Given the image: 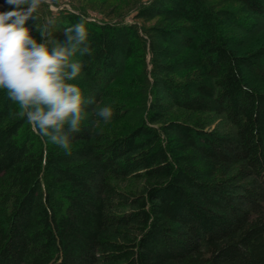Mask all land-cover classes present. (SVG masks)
Masks as SVG:
<instances>
[{"label": "trees", "instance_id": "trees-1", "mask_svg": "<svg viewBox=\"0 0 264 264\" xmlns=\"http://www.w3.org/2000/svg\"><path fill=\"white\" fill-rule=\"evenodd\" d=\"M65 1L36 15L50 41L88 28L86 118L65 152L0 90V264H264V0H134L94 20Z\"/></svg>", "mask_w": 264, "mask_h": 264}, {"label": "clouds", "instance_id": "clouds-1", "mask_svg": "<svg viewBox=\"0 0 264 264\" xmlns=\"http://www.w3.org/2000/svg\"><path fill=\"white\" fill-rule=\"evenodd\" d=\"M41 0H4L11 7L0 6V90L16 103L25 118L38 132L65 152H71L72 140L61 130L78 132L86 118V97L77 82L83 61L90 54L89 31L83 19L64 28L63 41L49 40L48 18L40 23L36 10ZM37 19L35 31L26 25L29 18ZM95 116L107 122L113 116L109 103L95 106Z\"/></svg>", "mask_w": 264, "mask_h": 264}, {"label": "rangeland", "instance_id": "rangeland-1", "mask_svg": "<svg viewBox=\"0 0 264 264\" xmlns=\"http://www.w3.org/2000/svg\"><path fill=\"white\" fill-rule=\"evenodd\" d=\"M72 2H74L73 4L75 5L86 7V12L89 16L88 18L94 20L101 18L102 14L100 13H107L109 11H126L128 8H130L131 4H133L134 0H72ZM63 7L70 10L68 1L64 0V2L58 8L61 9ZM49 8L53 11L57 9L53 5H50ZM129 17L130 15H127L125 20H129ZM257 22H259L260 27H264V20L262 18L257 19ZM259 34L264 35V30H261ZM242 36L243 38L245 37L244 35Z\"/></svg>", "mask_w": 264, "mask_h": 264}]
</instances>
